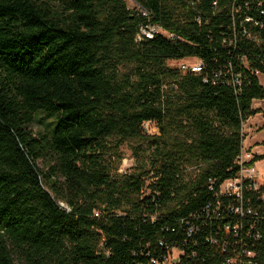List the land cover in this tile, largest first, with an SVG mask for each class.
<instances>
[{
  "label": "trees",
  "instance_id": "16d2710c",
  "mask_svg": "<svg viewBox=\"0 0 264 264\" xmlns=\"http://www.w3.org/2000/svg\"><path fill=\"white\" fill-rule=\"evenodd\" d=\"M134 2L0 0V264H222L237 224L263 234L247 241L264 264V221L219 194L264 100V0ZM147 24L163 33L139 39ZM191 58L201 73L168 65ZM135 138L150 169L114 177L110 142Z\"/></svg>",
  "mask_w": 264,
  "mask_h": 264
},
{
  "label": "built area",
  "instance_id": "2783aa9c",
  "mask_svg": "<svg viewBox=\"0 0 264 264\" xmlns=\"http://www.w3.org/2000/svg\"><path fill=\"white\" fill-rule=\"evenodd\" d=\"M144 15L148 14L144 13ZM158 33H163V30L160 26L147 24L140 28L138 38L153 39ZM188 61L190 63H187ZM183 62L184 63L180 66L182 71L201 73L205 68L203 61L199 60L198 58H191ZM245 147V143L243 142V148L238 158V164L240 166L239 172L235 176L226 179L221 184L219 194L220 196L227 197L234 201L235 204L227 206L228 210L232 214L239 216L241 219L252 216L259 224L264 221V218L261 217L260 214H258V212L250 205L251 198L249 195H258L259 200L262 202V204H264V183L259 181L260 174L256 169L255 163H251L255 156L251 150H246ZM254 227L255 226H253V228ZM240 228V224L234 226L227 225L224 227V232L226 235L228 237L231 235L234 237V250L230 256L225 258L222 264H261L257 251L248 245L247 240L254 239L255 242L260 241L263 237V234L260 231H257L254 234L253 230L250 229L244 232L245 238H243V236H241L243 231L240 230ZM195 231L196 229L191 227L189 230L190 235H193ZM228 244V240H225L222 244V251L225 254L229 251ZM176 258L177 256L175 255L173 258L168 257L165 260V264L173 263L178 259ZM153 264L159 263L154 260Z\"/></svg>",
  "mask_w": 264,
  "mask_h": 264
},
{
  "label": "rangeland",
  "instance_id": "374dc122",
  "mask_svg": "<svg viewBox=\"0 0 264 264\" xmlns=\"http://www.w3.org/2000/svg\"><path fill=\"white\" fill-rule=\"evenodd\" d=\"M129 9L135 10L137 5L134 0H125ZM58 4L57 1H55ZM184 62H169L168 65L172 68H177L181 66ZM187 63H190L189 61ZM260 83L264 86V74L259 75ZM262 102V101H261ZM255 107V101H254ZM256 108V107H255ZM260 109V108H257ZM264 109V108H263ZM264 120V110L259 115H256L250 118L249 121H246L245 126L243 125V133L245 135L244 143L246 145V150H251L254 156L259 157L256 161V168L260 174L259 181L264 183V128L259 126L260 123ZM52 121L46 119L44 116L39 115L35 122L31 125L30 130L35 134H45L50 128L48 125ZM246 128V129H245ZM147 134L160 135L159 130L154 124H150L147 127ZM182 137V134H177L172 132V139L177 137ZM149 137L148 135L145 138ZM116 140L112 139L110 142L113 146L112 158L110 160L109 167L111 173L116 178H122L126 175L140 176L147 169H150L149 162L153 156L154 146L153 142L149 139H128L124 140L116 151ZM39 166L42 168L44 165L39 161ZM206 166L201 163H194L185 167L186 178H195L201 171L204 170ZM153 173H150L144 178L147 179V183L152 181ZM175 256L177 254L175 253Z\"/></svg>",
  "mask_w": 264,
  "mask_h": 264
},
{
  "label": "crops",
  "instance_id": "0c3cea01",
  "mask_svg": "<svg viewBox=\"0 0 264 264\" xmlns=\"http://www.w3.org/2000/svg\"><path fill=\"white\" fill-rule=\"evenodd\" d=\"M262 101V102H261ZM255 107L256 108H260V113H262V111L264 110L263 108H264V100H255ZM260 113H258L257 115H259ZM254 117V116H253ZM252 118V117H251ZM250 120V118L247 120V121H249ZM246 124V123H245ZM245 124H244V126H245ZM260 127L261 126H263V128H264V120H262V122L260 123V125H259ZM246 129V128H245ZM246 146V145H245ZM255 166H256V163H255ZM257 169V168H256Z\"/></svg>",
  "mask_w": 264,
  "mask_h": 264
}]
</instances>
